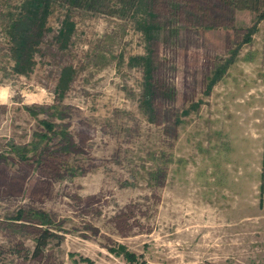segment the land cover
<instances>
[{
  "label": "rangeland",
  "instance_id": "rangeland-1",
  "mask_svg": "<svg viewBox=\"0 0 264 264\" xmlns=\"http://www.w3.org/2000/svg\"><path fill=\"white\" fill-rule=\"evenodd\" d=\"M122 248L264 264V17L0 0V264H132Z\"/></svg>",
  "mask_w": 264,
  "mask_h": 264
},
{
  "label": "trees",
  "instance_id": "trees-1",
  "mask_svg": "<svg viewBox=\"0 0 264 264\" xmlns=\"http://www.w3.org/2000/svg\"><path fill=\"white\" fill-rule=\"evenodd\" d=\"M230 6L236 9H250L253 11H256L264 17V0H223ZM221 71L217 73V77H219ZM46 128L51 130L52 126L49 123H45ZM54 234L49 232V230H43V232L36 238L35 246L32 251L33 255H37L40 253V251L47 245V239ZM123 252H125V249L122 248ZM126 258L129 262L132 264H146V263H137L135 259V255L132 253L125 252ZM210 264V263H207Z\"/></svg>",
  "mask_w": 264,
  "mask_h": 264
}]
</instances>
